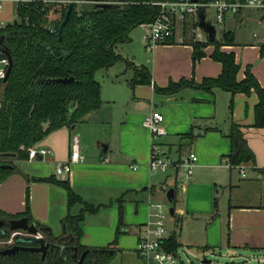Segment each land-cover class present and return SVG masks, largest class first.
<instances>
[{"label":"crops","instance_id":"1","mask_svg":"<svg viewBox=\"0 0 264 264\" xmlns=\"http://www.w3.org/2000/svg\"><path fill=\"white\" fill-rule=\"evenodd\" d=\"M19 1L26 0H3L0 10L9 7L11 12L0 14V24L15 20V8ZM249 13L227 15L225 18L223 29L234 32L235 43V26L252 18ZM262 20L264 13L259 21ZM139 26L147 30L144 24ZM179 28L180 25L174 42L157 45L151 53L144 54L148 56L145 61L127 52L128 43L136 38L141 47L135 28L128 41L115 46V52L121 59L98 70L99 77L96 75L101 82V106L87 113L72 127L53 130L33 146H45L51 150L50 154L30 158L28 152L26 158L12 160L14 168L0 182L2 213L11 216L22 214L28 204L34 224L49 227L55 237L61 236L63 218L69 212L78 214L83 204L70 206L68 192L62 185L41 178L66 179L83 201L98 207L84 215L82 244L89 247L108 246L116 238L120 227L118 243L111 252H136L139 236L151 220L153 199L159 193L168 198L167 191L173 187L174 197L168 199L174 203L179 201L180 206L177 209L172 207L173 213L170 211L177 229L169 231L167 228V237L176 233L181 247L185 249L195 245L214 250L224 240L233 251L264 250V128L254 126L258 94L254 89L247 94L219 87L208 91L193 86L184 87L176 93L158 92L156 87L166 88L172 81L194 79L196 83H201L205 77H217L222 72V63L210 56L213 45L207 46L206 55L194 64L193 46L179 41L182 35L178 33ZM263 45L264 36L255 38L254 42L222 47L225 51L235 52L239 65V50L249 51L248 54L257 52L255 60L246 59L240 65L238 80L245 78L246 68L250 66L264 87ZM140 50L143 51V47ZM142 66L150 71L151 83L133 85L132 81L139 78L137 68ZM118 99L121 101L119 112L117 107H112ZM109 108L108 116L106 112ZM154 109L163 113V124L168 130V134L159 140L161 147L169 154L175 149L177 159L193 150L198 156L196 172L187 182L180 178L181 175L184 177L181 170H174V180L169 182L168 177L155 175L148 167L151 135L143 121ZM116 115L122 122L118 141L113 146L108 138H100V132L103 126L116 119ZM233 123L240 125L256 158L255 163L244 164L252 169L251 175L247 174L245 178L236 173L238 167L229 165L232 146L228 134ZM78 127L80 131L77 134ZM88 130L95 139L98 137L101 140L95 143L87 139ZM174 135L180 139L177 148H174L177 146ZM73 136L79 137L84 159L72 165L69 175L60 177L56 174V166L58 162L69 159ZM132 165L138 168L133 169ZM207 169L210 177L200 180ZM102 210L106 212L100 216ZM201 220L202 236L193 239L184 231V221L189 225ZM40 232L43 236L44 233Z\"/></svg>","mask_w":264,"mask_h":264},{"label":"trees","instance_id":"2","mask_svg":"<svg viewBox=\"0 0 264 264\" xmlns=\"http://www.w3.org/2000/svg\"><path fill=\"white\" fill-rule=\"evenodd\" d=\"M162 0H71L57 2L26 0L16 4V18L6 23L0 31L4 35L3 45L9 49L12 58L11 72L5 81L0 80V165L11 164L14 158H26L29 149L53 130L72 127L87 113L102 104L101 82L96 72L107 68L121 59L115 46L128 41L130 33L137 26L151 22L160 11L153 4ZM73 2L69 21L59 37V26ZM195 27L193 16H187L183 24L184 42L193 46L194 64L206 55L205 48L213 45L211 57L222 63V72L217 77H205L201 83L194 79L170 82L166 88L156 87L158 92L176 93L187 86L212 91L219 87L233 93L249 94L253 89L259 101L255 106L254 126L264 128V87L248 66L245 78L238 80L240 65L233 51L222 49L235 44L232 30L223 29L220 38L196 41L191 31ZM174 42V38L168 43ZM264 51V45L262 47ZM5 53H0L3 57ZM139 78L132 81L151 83L147 67H139ZM73 77L71 82H58V78ZM43 79V81H41ZM232 151L229 154L231 166L255 163L256 158L237 123H233L228 134ZM13 154V156H11ZM14 168V167H12ZM0 168V182L12 171ZM58 182L68 192L69 205L83 204L78 214L69 212L62 220L63 234L55 237L49 227L36 223L43 237L58 244L44 256L41 252L20 250L15 254H0V264H79L82 253L89 250L82 264H109L111 250L118 243L120 227L116 238L105 247H89L81 242L84 234L81 223L88 211L97 209L76 194L70 182L54 177L41 178ZM122 214V210L120 211ZM28 217L33 223L29 205L19 215H5L10 220ZM8 227L0 229V238L10 234ZM165 248L177 251L181 244L177 234L165 239ZM207 251L208 247H202ZM3 250V249H1ZM0 250V251H1Z\"/></svg>","mask_w":264,"mask_h":264},{"label":"built area","instance_id":"3","mask_svg":"<svg viewBox=\"0 0 264 264\" xmlns=\"http://www.w3.org/2000/svg\"><path fill=\"white\" fill-rule=\"evenodd\" d=\"M153 4L159 5L160 11L153 21L144 23L147 30L143 36V42L148 50H153L157 45L168 43L170 39L176 38L178 26L184 24L189 15L193 16L195 22V27L191 31L194 39L196 41H208L209 34L200 26L199 21L201 12L205 14V20L208 21L206 9L209 7L214 8L216 20L220 25H224L227 15L234 16L248 10L264 12V0H162L155 1ZM2 7L3 0H0V9ZM208 22L212 23L211 21ZM212 24L218 32L216 25ZM5 25V23L0 24V31ZM178 39L183 42L184 35ZM0 53L3 52L0 51ZM9 63L10 60L6 54L0 57V80L6 77ZM163 123L164 115L157 109L152 110L144 118L143 124L148 128L151 135L148 167L153 173H166L170 169L181 170L184 173V182H187L192 178L198 156L195 152L189 151L185 156L177 159L166 152L159 141L168 134V130ZM50 153L51 150L45 146L29 149L30 158L44 157ZM83 159L79 137L73 136L70 157L64 162H58L56 174L60 177H66L70 174L72 165ZM132 167L133 169L138 168L137 165H132ZM236 167H238L241 177L245 178L247 176L245 165L241 164ZM151 208V220L145 225L144 233L139 236L136 246L138 257L145 264H188L182 259L180 250L169 251L165 248L167 226L164 205L153 203ZM27 235L29 234L24 230L12 231L9 239L5 241V244H7L5 248L14 245L17 237ZM36 236H42L41 232L39 231Z\"/></svg>","mask_w":264,"mask_h":264},{"label":"rangeland","instance_id":"4","mask_svg":"<svg viewBox=\"0 0 264 264\" xmlns=\"http://www.w3.org/2000/svg\"><path fill=\"white\" fill-rule=\"evenodd\" d=\"M9 12H11V9L9 7H7L6 10H0V14L1 13L9 14ZM246 12L248 13L250 12L249 14L253 16H251L252 18L245 19L244 22L239 23L237 26H235V32L237 36L236 43H235L236 46L239 43L243 44V42H254L255 38L264 36V20L259 21L264 12L260 10H248ZM206 14H207V20L211 21L212 23L216 25L217 30H218L217 37L220 38V34H221L220 31L223 29V25H220L217 22L216 17H215L214 8L212 7L207 8ZM145 32L146 31L143 26H137L135 28V33L138 34V37L140 36V44H141V47H143V51L140 50L141 47H139L137 38L131 41L130 43H128L129 51H127L129 55L131 56L135 55L136 58H138V60L142 59L144 61L148 58V56L144 54L151 53V50H148L145 47V44L143 42V34ZM178 33L182 34L181 36L184 35L183 24L180 25ZM254 34H256V36H254ZM236 52H238V50H236ZM248 52L249 51L242 49V51L239 50V52L237 53V57L240 60L239 61L240 65H242L246 59L255 60L254 56L255 54H257V52L255 53L251 52V54H248ZM256 59L258 60V55L256 56ZM99 73L100 71L97 72L96 74L97 77H99ZM157 100H158V96H157ZM112 107H117L118 108L117 112H119L121 109L120 99H118L117 102H114L112 104ZM110 109L111 108H109L106 112L108 116L110 115V112H108ZM121 122L122 121L120 120L119 115H116V119L114 121H111L107 126H103L101 128L100 133L102 137L100 138H103V140H105V138H108L114 146L117 143L118 138H119L118 132L120 131ZM79 127H81V125H79ZM79 127L76 130V133L77 132L79 133L80 131ZM91 134H92L91 131L88 130L86 138L95 143L101 140V139H98V137L97 139H95L93 134L92 135ZM174 137H176V139L174 138V142H176V145H177L174 148H177L178 145L180 144V139L178 138L179 136L174 135ZM170 155L172 157L177 158L175 149ZM194 171L196 172V169ZM251 171L252 169L245 167L246 174L251 175L252 173ZM236 173L240 174V171L237 169ZM155 175H160L161 177L163 176L165 178L168 177V180L170 182L174 180L175 172L174 170L170 169L166 173H156ZM209 177H210V172L207 169L204 171V174L201 175L200 178L202 179L200 180L208 179ZM180 178L183 179L184 177L181 175ZM153 203H161L164 205V211L166 213V226L167 228H169V231L170 229H175L176 226H175L174 221L171 218L170 208L176 206V209H177V207L180 206V202L179 201L177 203L175 202L176 203L175 204L174 202L170 201L163 193L162 194L159 193V196L153 199ZM105 212L106 210H102L100 216L103 215V213ZM202 225H203V220H201L200 222L191 223L189 225H188V222L184 221V231H186V233H188L189 236L192 237L193 239H197L198 236H202V230H203ZM10 235H11V232L9 236ZM9 236L6 238H0V250L5 249V247L7 246V244H5V241L9 239ZM179 250H180L182 259L185 260L188 264H206L203 262L204 259L210 260L211 263L209 264H264V250L254 251L251 249H238V250L233 251L232 249L228 248V246L224 243V240H223V243H221V245L216 247L214 250L209 249L207 251H202L201 247H197L195 245L189 248L187 247L185 249L183 247H180ZM109 264H145V263L138 257L137 253L134 250L132 251L124 250L122 252L118 251L116 254H114Z\"/></svg>","mask_w":264,"mask_h":264},{"label":"water","instance_id":"5","mask_svg":"<svg viewBox=\"0 0 264 264\" xmlns=\"http://www.w3.org/2000/svg\"><path fill=\"white\" fill-rule=\"evenodd\" d=\"M96 1L101 2V0H96ZM194 1H197V0H194ZM73 6H74L73 2H71L69 4V8H68V11L66 13L65 18L59 26V37L60 38L62 37V29H63L64 25L69 21L70 14L73 10ZM199 24L204 29V31L209 34V37L211 40L216 39V37H217L216 28L212 23L205 20V14L203 12L200 13ZM3 39H4V35H1L0 36V51L5 53L10 60V63H9L8 69H7V73H6V77L4 78V80L6 81L10 72H11L12 58H11L9 49L3 45ZM56 80L58 82L66 83V82H71L73 80V77L58 78ZM41 81H43V79H41ZM1 97H2V94H0V99H1ZM11 156H13V154H11ZM12 167L13 166L11 164H7V163L0 165V168H3V169H11ZM174 192H175V189L173 187L168 189L167 196L170 200L173 199ZM170 211H171V213H173L174 209L172 208ZM5 227H8V229L11 232L17 231V230H24L29 235L17 237L15 244L1 250L0 254L11 255V254H15L16 252H18L20 250H30V251L41 252L45 256L47 251L50 248H54L55 246H59L56 243H53L51 241L46 240L43 236L37 237L36 235L39 232V228L37 227L36 224L31 223L29 221L28 217H21V218H16V219L14 218V219H10V220H5V219L0 218V229L5 228ZM88 252H89V250H85L82 253L79 264L83 263ZM203 262L206 264L211 263V261L207 260V259H204Z\"/></svg>","mask_w":264,"mask_h":264}]
</instances>
